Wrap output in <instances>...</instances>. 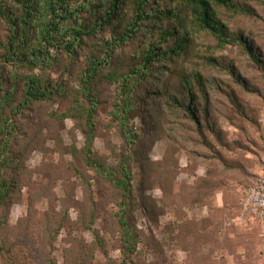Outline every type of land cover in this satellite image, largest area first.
<instances>
[{
	"label": "rangeland",
	"instance_id": "obj_1",
	"mask_svg": "<svg viewBox=\"0 0 264 264\" xmlns=\"http://www.w3.org/2000/svg\"><path fill=\"white\" fill-rule=\"evenodd\" d=\"M134 1L114 24L127 25ZM208 1L220 39L199 28L193 0H149L156 16L126 44L104 26L70 53L63 35L50 64L17 70L47 79L51 99L16 108L21 79L0 81V101L3 86L17 87L0 119V176L11 186L0 264H264V221L241 205L264 167V0ZM83 3L70 1L69 26L95 22ZM11 22L0 16L4 73H14L1 58ZM151 46L160 58L135 81L129 71ZM89 56L109 61L91 98L81 82ZM124 168L129 194L113 182Z\"/></svg>",
	"mask_w": 264,
	"mask_h": 264
},
{
	"label": "trees",
	"instance_id": "obj_2",
	"mask_svg": "<svg viewBox=\"0 0 264 264\" xmlns=\"http://www.w3.org/2000/svg\"><path fill=\"white\" fill-rule=\"evenodd\" d=\"M19 4L20 14H6L0 1V16H7L8 20L12 21L11 33L4 45V56L1 57L2 63H9L14 73H4L0 67V81L4 84L12 78L21 79L23 83L22 100L17 104L19 106H27L35 101L51 99L57 88L51 86L47 79L36 74H26L23 77L19 76L18 69H34L43 65L50 64V47L55 45L59 36L69 35V39L65 43V47L71 51L74 45L82 36H91L104 26L113 28L116 33L114 39L116 45L126 44L129 40L136 36L137 31L143 21H147L150 16H156L151 11L147 12L146 6L149 0H135L132 6V18L125 27L117 26L114 22L121 21L123 18V6L127 0H84L88 3L81 4L80 7L87 12H91L93 6L96 16L95 22L89 26L83 27L79 23L75 26H69L68 21L73 19L76 23V14L78 9L70 6V1L75 0H14ZM219 3L226 4V0H216ZM195 5V22L199 28L208 30L219 39L222 38L221 28L214 20V14L208 0H193ZM12 14V15H9ZM227 41V40H226ZM115 45V46H116ZM181 45L171 47L161 56H170L181 52ZM114 48H108L110 52ZM158 54L155 52V47L151 46L142 56L139 66L129 71V75L134 77L135 81L140 79L143 74H148V68L151 62L158 60ZM108 57L89 56L88 66L81 79L83 93L91 98V83L96 77L97 72L108 63ZM1 66V62H0ZM6 74V75H5ZM128 76V75H127ZM126 76H123V79ZM16 83H13L10 89L3 86V94L0 101V119L3 110L6 106L11 105L13 101V92L17 90ZM133 88V87H132ZM130 106L127 107V110ZM125 110L124 112H126ZM3 125L0 121V130ZM88 140L91 141V138ZM6 158L2 157L0 150V170L6 164ZM129 173L124 168L123 178L113 179V182L119 189L124 190L129 194L128 187ZM10 183L0 176V205H3L10 193ZM130 233L126 230V237L129 238ZM135 246L129 247L128 252L134 251ZM50 264H56L50 261Z\"/></svg>",
	"mask_w": 264,
	"mask_h": 264
},
{
	"label": "built area",
	"instance_id": "obj_3",
	"mask_svg": "<svg viewBox=\"0 0 264 264\" xmlns=\"http://www.w3.org/2000/svg\"><path fill=\"white\" fill-rule=\"evenodd\" d=\"M241 205L247 214L264 221V167L244 189Z\"/></svg>",
	"mask_w": 264,
	"mask_h": 264
}]
</instances>
